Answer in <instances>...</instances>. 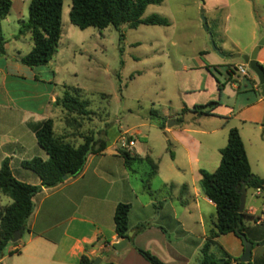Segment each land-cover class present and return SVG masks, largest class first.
Listing matches in <instances>:
<instances>
[{"label": "rangeland", "instance_id": "1", "mask_svg": "<svg viewBox=\"0 0 264 264\" xmlns=\"http://www.w3.org/2000/svg\"><path fill=\"white\" fill-rule=\"evenodd\" d=\"M12 2L10 14L1 22L6 43L5 53L0 56V132L23 136V148H14L12 154V168L17 176L19 171H30L19 166L18 159L38 149L35 137L25 124L44 117L53 120L55 134L69 131L70 141L77 140V145L82 139L76 135L93 131L96 136L105 137L110 150L113 145L119 148L115 138L120 131L128 130L136 140L137 153L142 155L148 146L154 160L166 157V136L156 127V117L150 111H156L157 118L163 120L169 115L178 116L183 107L191 109L195 104L211 100L231 104L237 91L227 81L225 65L244 62L231 60L228 50L233 48V40L245 38L244 32L238 33L233 28L234 18L248 10L264 14V0H162L148 5L141 18L158 15L167 21L166 25L139 24L130 28L122 24L119 29L111 25L103 29L92 26L81 29L70 22L71 1L64 0L56 53L48 63L28 67L21 62V57L29 52L32 41L29 34L19 33L20 23L28 18V1ZM202 14L206 22L202 21ZM227 14H230V28L225 31ZM212 19H216V24ZM212 42L225 57L213 50ZM245 70L255 76L248 67ZM242 77L236 72L235 82ZM217 82L221 83L220 101ZM67 88H78L81 98L89 100L88 109L92 113L84 120L79 118L82 123L79 129L78 122L67 125L66 118L71 121L70 116L53 103ZM242 93L245 91L238 94ZM181 118L192 129L225 124L214 116L191 112ZM143 123L152 124L138 127L147 134L146 141L133 133V127ZM209 135L206 138L213 136ZM126 150L133 152L132 148ZM132 166L140 181L147 178L148 163ZM10 201L8 196L0 194V209ZM246 206H258V198L252 191L248 192ZM244 223L254 225L248 219ZM261 251L264 252V245ZM4 256L7 260L3 264H13L17 254L5 251Z\"/></svg>", "mask_w": 264, "mask_h": 264}, {"label": "crops", "instance_id": "2", "mask_svg": "<svg viewBox=\"0 0 264 264\" xmlns=\"http://www.w3.org/2000/svg\"><path fill=\"white\" fill-rule=\"evenodd\" d=\"M224 19V30L227 31L230 28V14ZM212 21L216 24V19ZM232 26L238 33L244 32L245 38L232 41L229 57L231 60L241 59L232 58L231 55L249 54L258 43V32L261 33L259 37L264 38V14L248 10L245 14H238ZM257 62L264 67V46L258 50ZM231 64L236 68L242 65L239 62ZM235 74L230 80L231 87L237 91L233 101L229 105L219 102L212 110L214 115H209L223 120L226 125L192 129L183 121L177 122L178 116H167V120H175L177 124L170 127L165 125L164 128L155 124L166 136L167 155L158 161L153 159L148 146L142 155L137 153L136 140L131 136L135 144L131 147L133 152L128 150L130 154L149 156L158 166L147 186L144 179L140 181L136 177L133 166L124 164L120 149L113 145L110 150L108 143L104 150L87 157L83 170L76 177L54 188H43L33 198L34 210L26 228L22 230L13 264H78L84 252L93 261L99 259L98 264H149L137 248L150 252L163 264H201V247L215 222L216 209L200 190V171L213 172L218 167L219 149L226 145L230 128L238 130L252 172L264 178V96L261 95L256 75L247 73L236 83ZM218 86H221L220 82H217ZM220 90L218 87L219 101ZM241 90L245 93L238 94ZM45 118L48 117L38 121ZM33 123L27 122L25 125L35 137L31 128ZM151 125L143 123L134 126V135L146 141L147 134H143L138 127ZM124 133L128 134V130L120 131L115 139L118 140ZM209 134L213 136L206 138ZM21 137L0 132V166L7 159L18 180L38 185L40 180L37 175L22 170L17 176L12 168L14 148H23ZM37 148L32 154L20 157L18 165L34 157L45 160L47 154L38 144ZM252 195L258 198V206L245 205V210L251 215H261L262 199L255 195V190ZM120 202L130 204L128 232H132V236L123 248L117 250L112 244L121 239L114 230L113 216ZM249 227L248 239L253 243L250 264H262L264 252L261 249L264 244L257 243L264 238V221ZM215 240L217 244L212 246L215 250L211 247V254L220 258L225 253L230 257L228 264H234V260L243 252L241 239L227 233ZM14 249L15 246L10 245L5 251ZM4 252L0 254V264L7 260Z\"/></svg>", "mask_w": 264, "mask_h": 264}, {"label": "trees", "instance_id": "3", "mask_svg": "<svg viewBox=\"0 0 264 264\" xmlns=\"http://www.w3.org/2000/svg\"><path fill=\"white\" fill-rule=\"evenodd\" d=\"M69 20L75 26L85 29L96 27L99 29L111 25L119 29L122 24L135 28L139 24L166 25L167 21L158 15L141 18L146 7L150 4H159L162 0H70ZM64 0H28V18L20 23L19 33L29 34L32 47L27 54L21 57V62L34 67L48 63L56 53L61 37V15ZM12 0H0V56L5 53V39L2 32L1 22L11 11ZM121 39L123 34H120ZM259 64V63H258ZM262 69L264 67L259 64ZM227 81L231 80L237 68L233 65H225ZM214 70L217 71V68ZM217 81V79L215 78ZM60 106L70 116L66 118L67 125L78 122V129L82 126L79 121L90 117L92 113L88 109L89 100L82 99L78 88H67L63 94L53 102ZM219 104L218 101H208L204 104H195L191 109L183 107L178 113L177 122L181 123L184 113L191 112L197 115H214L212 110ZM156 125L164 128L167 118L158 119L156 111L151 110ZM37 144L47 154V159L34 157L21 162V166L34 172L40 184H30L18 180L12 173L9 162L5 159L0 166V194L6 195L11 202L0 209V254L10 245L16 230L26 228L27 221L34 210L33 198L43 188H54L66 180L76 177L83 170L87 157L90 154L104 150L108 142L105 137L100 138L94 132L79 133L82 141L76 145L70 141L69 133L55 134L53 120L48 117L31 125ZM106 132L104 133V135ZM124 164L132 167L134 163L146 162L150 170L144 185L147 186L150 178L157 172V163L149 156L139 157L130 154L129 151L120 149ZM170 155L172 153L170 152ZM220 163L213 172L201 170L199 187L201 192L215 205L216 219L209 229L206 241L201 247V264H228L230 257L224 253L222 257L215 258L210 249L217 244L216 238L220 235L233 233L239 239L240 233L250 235V227L244 223L245 219L256 223L259 215H251L244 209L238 212L240 203V191L243 187L247 191L256 188L262 190L260 198L264 204V178L254 174L250 168L244 144L238 130L232 127L227 132L226 145L219 149ZM66 177V180L63 177ZM130 204L120 202L114 210V230L120 239L128 233V212ZM140 229V228H139ZM131 237L129 238V240ZM256 244V243H254ZM257 244H264V238ZM10 254L18 252L19 243ZM220 247V246H219ZM221 248V247H220ZM137 251L149 264H163V262L150 252L137 248ZM222 260V262H220ZM236 264H244L234 260ZM78 264H93L86 252L80 258ZM247 264H250L247 263ZM264 264V254L262 255Z\"/></svg>", "mask_w": 264, "mask_h": 264}, {"label": "water", "instance_id": "4", "mask_svg": "<svg viewBox=\"0 0 264 264\" xmlns=\"http://www.w3.org/2000/svg\"><path fill=\"white\" fill-rule=\"evenodd\" d=\"M201 12H203V10H201ZM202 21L206 22V19H205L203 14H202ZM205 29L207 30V25H205ZM210 39H211V37H210ZM261 46H264V38L263 37H260L257 45L254 47V49L249 54L241 55L240 53H235V54L231 55V57L232 58H241L243 60L244 64H246L247 67L254 72V74L256 75V77L258 79V83L260 85L261 95L264 96V70L262 69V67L257 62V53H258V50ZM212 47H213V50L216 51L219 56H221V57L225 56L220 51H218V49L214 46L213 42H212ZM175 124H177V122L175 120L169 119L167 121L166 126L170 127V126L175 125ZM63 179L66 180V177L64 176ZM238 192L240 193V203H239V207H238V212H242L245 209V205H246L247 190L243 187ZM22 230H23V228H20L14 232L13 237L11 239L12 244L15 245L17 243H20ZM131 236H132V232H128L127 236L125 238L121 239L118 242L113 243L112 246L117 250L123 248ZM240 238H241V241L243 244V252H242L241 256L238 258V261L241 263H248V262H250V259H251L253 243L251 240H249L247 238L245 233H240ZM98 260L99 259H95L93 261V264H98L97 263Z\"/></svg>", "mask_w": 264, "mask_h": 264}, {"label": "built area", "instance_id": "5", "mask_svg": "<svg viewBox=\"0 0 264 264\" xmlns=\"http://www.w3.org/2000/svg\"><path fill=\"white\" fill-rule=\"evenodd\" d=\"M23 1H28V0H23ZM246 67H247L246 64L239 65L237 67V71L240 72L242 75H246L247 74V72L245 70ZM118 141H119V149H123V150L129 149L132 146H134V144H135L134 139H132L131 135H128L127 133L122 134L120 136V138L118 139ZM261 194H262L261 189L256 188L255 189V195L260 196ZM263 221H264V204H263V211H262L261 215H259V218H257L256 223H260ZM234 264H236V263H234Z\"/></svg>", "mask_w": 264, "mask_h": 264}]
</instances>
